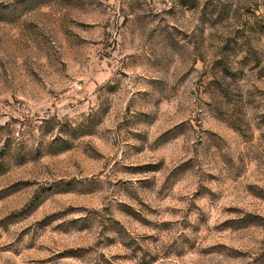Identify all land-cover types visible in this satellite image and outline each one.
Wrapping results in <instances>:
<instances>
[{
  "label": "rangeland",
  "instance_id": "374dc122",
  "mask_svg": "<svg viewBox=\"0 0 264 264\" xmlns=\"http://www.w3.org/2000/svg\"><path fill=\"white\" fill-rule=\"evenodd\" d=\"M0 264H264V0H0Z\"/></svg>",
  "mask_w": 264,
  "mask_h": 264
}]
</instances>
